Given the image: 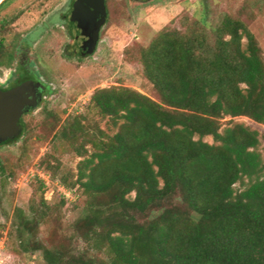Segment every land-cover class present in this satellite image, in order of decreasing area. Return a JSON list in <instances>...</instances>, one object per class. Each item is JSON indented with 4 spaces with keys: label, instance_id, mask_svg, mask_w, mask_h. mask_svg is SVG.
Segmentation results:
<instances>
[{
    "label": "trees",
    "instance_id": "16d2710c",
    "mask_svg": "<svg viewBox=\"0 0 264 264\" xmlns=\"http://www.w3.org/2000/svg\"><path fill=\"white\" fill-rule=\"evenodd\" d=\"M254 3L264 14V0ZM7 25L0 21V37ZM135 59L154 98L129 88L98 89L86 114L62 123L48 114L50 153L39 167L57 179L56 154L81 159L76 178L59 181L80 191L73 207L83 214L70 235L58 233L59 211L45 201L39 181L37 204L15 211L14 251L40 254L41 264H264L259 135L243 125L221 130L225 118L264 126V55L256 37L239 17L226 15L214 30L194 18L184 31L160 32ZM94 117L117 132L91 126ZM22 127L6 144L22 140L25 152L34 133ZM7 163L0 158V202L14 176ZM238 183L243 189L236 192Z\"/></svg>",
    "mask_w": 264,
    "mask_h": 264
},
{
    "label": "rangeland",
    "instance_id": "374dc122",
    "mask_svg": "<svg viewBox=\"0 0 264 264\" xmlns=\"http://www.w3.org/2000/svg\"><path fill=\"white\" fill-rule=\"evenodd\" d=\"M70 1L8 0L0 11V21L8 23L2 34L7 45L23 46L25 50L30 37L35 36L31 46L40 54L36 59L37 69L42 80L49 85L42 106L23 119L34 133L31 139L27 138V150L23 152L22 140L0 148V158L14 171V176L7 178L0 202V223L4 227L0 231V264L42 263L40 254H17L13 249L17 248V243L10 234L15 211L21 209L27 213L37 204L39 181L45 186V201L59 211L52 223L58 233L70 235L72 225L83 214L80 206L73 207L82 199L80 191L77 188L71 190L59 181L60 177L70 174L76 178L81 159L68 151L56 154L60 168L57 179L39 167L40 159L50 153V139L45 138L50 132L52 117H58L62 123L70 117L86 114L89 100L98 89L129 88L154 98L152 87L145 80L135 55H139L140 49L146 48L163 30L184 31L194 18L201 20L208 30H214L226 15L239 17L256 37L264 55V14L258 13L255 0H108L109 20L103 28L96 53L79 63L72 59L67 61L62 52L69 39L62 29L61 15ZM245 44L244 40L243 47ZM90 123L109 136L117 132L109 130L107 120L94 117ZM222 124L221 130L243 125L257 132L260 141L257 151L264 160V126L246 118L232 122L225 118ZM204 141L213 144L211 137ZM88 151L91 153L89 147ZM234 189L239 192L243 187L238 183ZM69 192L68 202L60 206L64 193ZM128 198L132 200L134 194ZM46 228H41V238H46Z\"/></svg>",
    "mask_w": 264,
    "mask_h": 264
},
{
    "label": "flooded vegetation",
    "instance_id": "af4514ba",
    "mask_svg": "<svg viewBox=\"0 0 264 264\" xmlns=\"http://www.w3.org/2000/svg\"><path fill=\"white\" fill-rule=\"evenodd\" d=\"M76 2L77 0H71L68 5L64 7L65 9L63 10L61 15L62 29H64L69 39V42L64 45V51L62 52V55L65 56L63 57L66 60L72 59L76 60L79 63L81 59H86L90 57V55H94L96 53L102 36L103 28L105 27V25H107L109 20V13L108 9L105 7L106 15L104 18V23L100 27L99 37L96 46L93 52H90L91 45L89 41L85 37H81L77 33L72 22V11ZM101 19L102 17L100 16L97 18V21H100ZM1 39L4 40V51H1L0 49V96H5L7 94L13 93L19 88L27 85L28 83L40 84V87H38L35 91V96L37 98L36 106L27 107L26 111L24 112L23 116L19 121V126L21 128L22 134V126L24 123L23 119L33 114L35 111H37V109L42 106L44 100L48 95L49 85L42 80L37 69L36 59H39L40 54L38 53V51H36V49H33L31 46L33 40L36 39L34 35L31 36L29 41L27 42V48H29L28 50L27 48L24 50L23 46L19 48L16 47V45H14V47L13 45L10 46V44L7 45L4 36H1L0 40ZM22 42L26 43V41ZM8 142L9 141L0 144V148L6 146V143Z\"/></svg>",
    "mask_w": 264,
    "mask_h": 264
},
{
    "label": "water",
    "instance_id": "95a60500",
    "mask_svg": "<svg viewBox=\"0 0 264 264\" xmlns=\"http://www.w3.org/2000/svg\"><path fill=\"white\" fill-rule=\"evenodd\" d=\"M7 1L4 0L0 6ZM105 15V0H77L73 7L72 22L77 33L89 41L90 52L96 46ZM100 16L102 19L97 21ZM38 87L40 84L28 83L13 93L0 96V144L20 136L19 121L27 107L36 106L35 91Z\"/></svg>",
    "mask_w": 264,
    "mask_h": 264
},
{
    "label": "built area",
    "instance_id": "2783aa9c",
    "mask_svg": "<svg viewBox=\"0 0 264 264\" xmlns=\"http://www.w3.org/2000/svg\"><path fill=\"white\" fill-rule=\"evenodd\" d=\"M71 192V191H70ZM70 192L67 194V193H64V197L66 198V199H69V196H70Z\"/></svg>",
    "mask_w": 264,
    "mask_h": 264
},
{
    "label": "bare ground",
    "instance_id": "6f19581e",
    "mask_svg": "<svg viewBox=\"0 0 264 264\" xmlns=\"http://www.w3.org/2000/svg\"><path fill=\"white\" fill-rule=\"evenodd\" d=\"M4 0H0V4L3 2Z\"/></svg>",
    "mask_w": 264,
    "mask_h": 264
}]
</instances>
